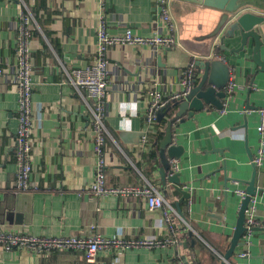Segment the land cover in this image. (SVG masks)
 <instances>
[{"label":"crops","instance_id":"crops-1","mask_svg":"<svg viewBox=\"0 0 264 264\" xmlns=\"http://www.w3.org/2000/svg\"><path fill=\"white\" fill-rule=\"evenodd\" d=\"M39 22L33 37L34 113L32 140V190L17 192L16 135L18 94L13 81L17 69L16 39L20 24L19 0H0V231L36 237L88 236L95 226L106 239L140 241L171 238L164 211H149L147 200L127 201L116 197H94L90 188L96 179L97 157L91 112L69 84L64 69L85 68L97 58V31L102 22L112 36L127 29L135 35H166L157 16L155 0H24ZM264 4V3H263ZM264 16V10L256 12ZM178 45L171 49L113 48L108 53L109 95L106 125L113 137L112 154L106 168L109 187H154L168 205L182 215L193 235L174 219L180 254L188 264H221L231 246L240 198L237 189L247 190L253 177L252 159L259 148L258 110L264 107V73L253 58L254 42L248 50L238 49L240 39H223L229 29L221 28L219 12L182 0L172 5ZM264 42V25L258 28ZM264 61V47L261 49ZM195 61L196 85L211 78L217 92L237 85L224 108L206 106L193 116L177 120L172 128L173 145L183 149L180 187L191 195L183 200L177 186L169 181L167 151L159 132L179 112L165 111L161 122L147 128L146 91L156 90L170 98L181 89L182 75ZM206 65H209L208 67ZM129 85L138 92L132 95ZM146 90V91H145ZM136 104L135 116L122 104ZM131 121L130 124L124 123ZM124 125V128L121 125ZM129 129V130H124ZM148 142L142 145L143 136ZM159 147L155 168L146 162ZM168 168L163 182L160 170ZM255 196L259 226L253 231L247 258L241 248L230 264H264V165L257 168ZM185 191V190H184ZM0 264H88L82 252L53 250L35 253L0 247ZM96 264H180L173 246L153 249L132 248L121 253L103 250Z\"/></svg>","mask_w":264,"mask_h":264},{"label":"built area","instance_id":"built-area-1","mask_svg":"<svg viewBox=\"0 0 264 264\" xmlns=\"http://www.w3.org/2000/svg\"><path fill=\"white\" fill-rule=\"evenodd\" d=\"M175 0H155L157 6V16L163 27L167 30V34H159L152 37H142L135 35L132 30L127 29L123 35L112 36L107 32L104 22L97 31V58L93 65L85 68H74L65 70L67 80L75 89L76 94L87 105L91 112V125L94 133V153L97 157L96 179L90 188V195L94 197L116 196L125 201L142 197L147 200L149 211H164L165 222L169 225L171 238L164 241L157 239H146L140 241H126L123 239H106L95 232L96 227H91V233L88 236H72V237H36L23 234H15L6 231H0V247L7 251L15 249H27L35 253H47L53 250L65 252H82L88 264H96L98 255L103 250H115L118 254L125 249L146 248L153 249L159 247L173 246L176 249V258L180 264H188L184 257L180 254L179 239L174 227V219L178 220L186 229V232L193 233V229L187 222L185 217L172 209L164 197L150 184L147 187L125 186V187H109L106 181V168L108 160L112 155L107 148V139L112 141L107 125V98L109 95V58L108 53L113 48L132 47V48H148L152 50L171 49L177 46L178 39L176 36L177 27L172 16V5ZM20 2V24L18 27L16 39V58L17 69L13 76V81L18 94V129L16 135V164L17 177L15 188L17 192H26L33 189L30 183V175L32 173V128L34 113L32 108L33 94V37L34 30L38 28V24L33 16L30 7L24 0ZM195 61L191 62L182 75L181 89L166 98L156 90L146 91L143 102L146 105L145 120L147 128H152L161 122L160 111L179 100L185 99L194 89L196 83ZM7 72L0 68V77L5 76ZM237 85L230 80L226 95L228 101L234 96ZM129 90L133 96L142 90L139 86L138 92L133 90V86L129 85ZM225 112V108L221 110ZM259 126L257 128L259 134V148L254 156L251 164L257 169L264 165V107L258 110ZM148 142L145 135L142 138V145ZM170 176L178 174L180 171V160L172 158L168 160ZM191 190L188 186L183 188ZM235 194L240 198V207L242 201L247 197V191L237 189ZM256 197L250 201L249 207L245 212L246 233L242 236V250L239 254L240 258H247L249 251L244 247L249 245L251 236L256 227L259 226L257 220ZM191 203V200H188Z\"/></svg>","mask_w":264,"mask_h":264},{"label":"water","instance_id":"water-1","mask_svg":"<svg viewBox=\"0 0 264 264\" xmlns=\"http://www.w3.org/2000/svg\"><path fill=\"white\" fill-rule=\"evenodd\" d=\"M194 5L202 6L208 9L215 10L219 12L222 16V21L220 23L221 28L227 23L229 29L226 36L223 39L236 40L240 39V47L238 49H230L228 47L224 48L232 54L246 52L249 47L250 40L254 42L253 47V58L260 67V71L264 73V61L261 58V49L264 47V42L262 41V33L258 28L264 25V16L257 14L260 10H264V0H182ZM207 67L209 65H206ZM211 78L204 77L203 80L196 85L192 92L183 100L175 102L162 109L159 113L160 119L164 115L165 111H170L171 109L178 108L179 112L176 117L167 122L166 133L160 146L163 151H167L169 159L177 158L180 159L183 154V149L173 145V125L174 123L188 114L189 117L197 111H202L206 106H213L218 110L224 109V102H226L227 95L225 92L218 93L216 85L212 83ZM230 82V81H229ZM253 160V159H252ZM168 165V161L166 163ZM254 167V166H253ZM253 177L250 182H248L247 197L242 201V205L238 214V220L236 228L231 241V246L227 253L222 257L223 260L221 264H230V260L233 258L234 254L239 251L242 246V236L246 233L247 228L245 227V212L249 207L250 201L253 197L257 195V192L263 189H258L255 183L257 170L254 167ZM168 168H163L160 170V174L163 182L167 179ZM169 181L178 187L183 195V200H189L191 195L189 192L182 190L180 187V176L175 174L169 177ZM177 212L182 215L181 208L177 206ZM193 233H191V236Z\"/></svg>","mask_w":264,"mask_h":264},{"label":"trees","instance_id":"trees-1","mask_svg":"<svg viewBox=\"0 0 264 264\" xmlns=\"http://www.w3.org/2000/svg\"><path fill=\"white\" fill-rule=\"evenodd\" d=\"M31 12H32V10H31ZM32 14L35 17V20H36V22L38 24V27H39L40 20H38V18L36 16V12H32ZM34 35H38L37 28L34 30ZM167 122L168 121L164 120L162 122V125L167 124ZM164 137H165V133H163V132L160 131L158 138L160 139V138H164ZM110 145H113V143H112V141L110 139H107V147H109ZM158 161H159V147H158V150L157 149L156 150L154 149V151H152L148 156H146V162L149 164V166L152 169L157 166L156 164L158 163Z\"/></svg>","mask_w":264,"mask_h":264},{"label":"clouds","instance_id":"clouds-1","mask_svg":"<svg viewBox=\"0 0 264 264\" xmlns=\"http://www.w3.org/2000/svg\"><path fill=\"white\" fill-rule=\"evenodd\" d=\"M121 107H126V108L130 109L133 116H135L136 110L138 108V106L134 103L133 104H122ZM124 123L130 124L131 121H125ZM121 127L124 128V125L122 124ZM124 130H129V129H124Z\"/></svg>","mask_w":264,"mask_h":264}]
</instances>
